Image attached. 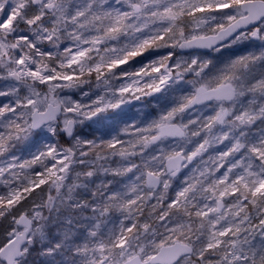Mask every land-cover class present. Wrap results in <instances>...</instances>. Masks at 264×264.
I'll list each match as a JSON object with an SVG mask.
<instances>
[{"label":"snow or ice","instance_id":"1","mask_svg":"<svg viewBox=\"0 0 264 264\" xmlns=\"http://www.w3.org/2000/svg\"><path fill=\"white\" fill-rule=\"evenodd\" d=\"M0 188V264H264V0H0Z\"/></svg>","mask_w":264,"mask_h":264},{"label":"rangeland","instance_id":"2","mask_svg":"<svg viewBox=\"0 0 264 264\" xmlns=\"http://www.w3.org/2000/svg\"><path fill=\"white\" fill-rule=\"evenodd\" d=\"M0 191H3V188H0ZM26 206L30 207V203H29V205H26ZM4 223H7V222H4ZM0 230H2V229H0Z\"/></svg>","mask_w":264,"mask_h":264}]
</instances>
